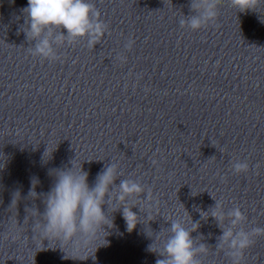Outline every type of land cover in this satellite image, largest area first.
I'll return each mask as SVG.
<instances>
[{"label": "water", "instance_id": "obj_1", "mask_svg": "<svg viewBox=\"0 0 264 264\" xmlns=\"http://www.w3.org/2000/svg\"><path fill=\"white\" fill-rule=\"evenodd\" d=\"M91 2L107 34L93 49L86 39L61 44L50 62L27 50V0H0V264H156L148 246L162 250L168 221L180 217L189 228L199 221L190 235L207 247L200 264H231L216 248L221 230L198 210L218 200L225 212H243L238 227L264 228V0L243 12L217 0L215 20L196 31L178 23L194 14L191 0ZM47 144L55 148L42 162ZM72 159L89 186L113 162L116 184L137 180L152 198L142 213L132 209L142 223L131 233L114 212L108 244L96 251L97 242L43 244L23 221L31 178L46 193L49 170ZM238 160L246 172L232 171ZM16 191L21 199L9 207ZM239 264H264V235Z\"/></svg>", "mask_w": 264, "mask_h": 264}, {"label": "clouds", "instance_id": "obj_2", "mask_svg": "<svg viewBox=\"0 0 264 264\" xmlns=\"http://www.w3.org/2000/svg\"><path fill=\"white\" fill-rule=\"evenodd\" d=\"M231 2L243 12L245 9L252 10L257 0ZM190 8L194 14L188 17L182 15L178 23L193 31L213 22L217 16V0H191ZM22 11L25 22L20 30L29 42L27 50L30 55L41 60H58L56 49L61 44L71 45L78 39H86L87 46L93 49L108 32L107 23L100 19V13L91 0H27V6ZM61 29L65 31L62 33ZM133 44L134 41L129 39L123 47L127 51ZM116 58L122 63L126 61V57L120 54ZM54 148L49 149L47 144L42 162H47ZM72 161L70 167L49 170L53 183L46 193H37L35 189L39 180L31 178L24 199L33 203L31 206L25 205L23 219L28 220L30 233L40 238L42 243L50 239L78 246L97 242L96 251L108 244L105 238L110 234L109 230L115 227L114 212H120L128 233L138 223H142V216L132 209L137 208L142 213V207L152 206V198L140 182L120 179L119 184H116L122 173L117 163L109 162L89 186L88 173L82 170L81 162L77 167ZM248 167L246 162L238 160L232 164V171L239 174L246 172ZM20 199L19 191L14 192L9 207L13 203L17 207ZM37 200L40 201V208L35 204ZM214 201V206L207 211L198 210L200 219L207 220L210 216L215 221L221 230L216 248L224 251L231 259V264H239L245 250L254 243V238L264 235V228L252 227L245 231L243 227H238L246 220L239 207L225 212L223 204ZM143 218L147 219V213H143ZM168 222L169 235L163 242L162 250L153 248L154 240L148 246V251L161 257L156 260V264H200L197 254H206L207 247L203 243L196 244L190 235L199 227V221L193 222L190 218V228L185 227L182 217ZM90 256L94 257V253Z\"/></svg>", "mask_w": 264, "mask_h": 264}]
</instances>
